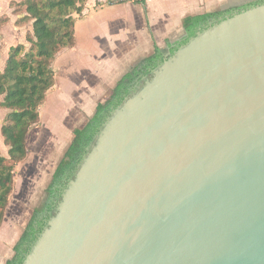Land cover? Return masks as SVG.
<instances>
[{
  "label": "water",
  "instance_id": "water-1",
  "mask_svg": "<svg viewBox=\"0 0 264 264\" xmlns=\"http://www.w3.org/2000/svg\"><path fill=\"white\" fill-rule=\"evenodd\" d=\"M23 264H264V3L115 110Z\"/></svg>",
  "mask_w": 264,
  "mask_h": 264
},
{
  "label": "trees",
  "instance_id": "trees-1",
  "mask_svg": "<svg viewBox=\"0 0 264 264\" xmlns=\"http://www.w3.org/2000/svg\"><path fill=\"white\" fill-rule=\"evenodd\" d=\"M84 3L85 0H23L18 3L26 7V16L33 19V35L27 37L31 43L29 50H26L24 43L10 47L4 70L0 72V104L8 110L1 133L5 144L9 146V158L0 150V227L13 189L15 164L26 158L29 129L39 122L40 107L55 84L52 62L61 50L74 45V13H81ZM262 3L264 0H256L251 6ZM237 8L186 17V38L178 46L156 47L153 54L136 64L117 82L110 97L98 104L88 121L74 129L73 139L46 188V202L34 208L30 221L14 246V255L5 264L24 263L40 234L56 216L65 190L75 180L83 161L97 145L102 130L115 110L121 108L154 77L167 54H175L197 35V27L202 26L203 31L222 20L219 19L221 15ZM212 19L213 23L208 25ZM2 22H6V19Z\"/></svg>",
  "mask_w": 264,
  "mask_h": 264
},
{
  "label": "crops",
  "instance_id": "crops-1",
  "mask_svg": "<svg viewBox=\"0 0 264 264\" xmlns=\"http://www.w3.org/2000/svg\"><path fill=\"white\" fill-rule=\"evenodd\" d=\"M21 1L7 0L8 14L14 11L11 3ZM234 1L145 0L110 5L107 0H85L82 12L74 13V45L60 51L54 60L56 80L48 93L56 90L67 100L64 107L74 103L91 117L98 104L110 97L117 82L156 47L178 46L186 38V17L239 3ZM5 29L0 31V47L9 44L8 54L10 47L23 39L7 34ZM102 96L107 98L99 99Z\"/></svg>",
  "mask_w": 264,
  "mask_h": 264
},
{
  "label": "rangeland",
  "instance_id": "rangeland-1",
  "mask_svg": "<svg viewBox=\"0 0 264 264\" xmlns=\"http://www.w3.org/2000/svg\"><path fill=\"white\" fill-rule=\"evenodd\" d=\"M242 1L239 0V2ZM7 4V0H0V31L6 28L7 34H14L18 40L23 39L22 43L25 44L26 50H29L31 43L27 37L33 35V19L26 15V17L23 16L26 14V7L15 2L11 3L14 11L12 10V14H8ZM6 14L10 16L7 17ZM3 19H6V22L3 23ZM18 34L19 36H17ZM8 45L0 47V72L3 71V63L8 56L6 53ZM54 60L52 68L56 76ZM59 73L61 74V71ZM55 91L47 93L48 95L40 107L39 122L29 129L26 158L16 163L14 167L13 189L0 227V264L14 255V246L30 221L34 208L46 202L48 198L46 188L73 139L74 129L83 126L90 118L80 106L74 103L64 107L67 100L58 96ZM106 98V96H102L99 99L105 100ZM7 113V108L0 104V150L4 156L9 158V146L5 144L1 133V126Z\"/></svg>",
  "mask_w": 264,
  "mask_h": 264
},
{
  "label": "flooded vegetation",
  "instance_id": "flooded-vegetation-1",
  "mask_svg": "<svg viewBox=\"0 0 264 264\" xmlns=\"http://www.w3.org/2000/svg\"><path fill=\"white\" fill-rule=\"evenodd\" d=\"M254 1H256V0H244V1H242L241 3H239V4H233V5L228 6L227 8L222 9V10H227V9H229V8H232V7H239V8H237V9H232L230 12H226L225 14L221 15V16L219 17V19L226 18V17H228V16H230V15H233V14H235V13H238V12H240V11H243V10H245V9L250 8V7H251V3L254 2ZM213 20H214V19L210 20V21L208 22V25H210L211 23H213ZM201 28H202V26L197 27V32L201 31ZM165 57H166V56H165Z\"/></svg>",
  "mask_w": 264,
  "mask_h": 264
},
{
  "label": "built area",
  "instance_id": "built-area-1",
  "mask_svg": "<svg viewBox=\"0 0 264 264\" xmlns=\"http://www.w3.org/2000/svg\"><path fill=\"white\" fill-rule=\"evenodd\" d=\"M145 0H107V3L110 5L124 4V3H139L144 2Z\"/></svg>",
  "mask_w": 264,
  "mask_h": 264
}]
</instances>
